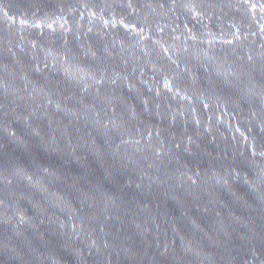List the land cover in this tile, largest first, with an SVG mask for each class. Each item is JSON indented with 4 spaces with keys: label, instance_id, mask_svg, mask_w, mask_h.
I'll return each instance as SVG.
<instances>
[{
    "label": "water",
    "instance_id": "1",
    "mask_svg": "<svg viewBox=\"0 0 264 264\" xmlns=\"http://www.w3.org/2000/svg\"><path fill=\"white\" fill-rule=\"evenodd\" d=\"M0 264H264V0H0Z\"/></svg>",
    "mask_w": 264,
    "mask_h": 264
}]
</instances>
